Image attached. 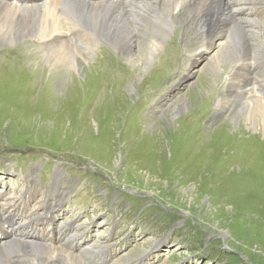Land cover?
I'll list each match as a JSON object with an SVG mask.
<instances>
[{"label": "rangeland", "instance_id": "obj_1", "mask_svg": "<svg viewBox=\"0 0 264 264\" xmlns=\"http://www.w3.org/2000/svg\"><path fill=\"white\" fill-rule=\"evenodd\" d=\"M179 7L142 66L139 53L100 42L76 71L54 72L46 38H31L41 33L0 38V212L38 226L15 236L46 245L74 232L72 251L90 264H264V132L244 119L264 85L226 99L231 57L208 67L218 48L202 53L204 26L187 0ZM150 25L135 31L142 53ZM89 247L99 251L88 258ZM9 256L62 264L22 249L0 259Z\"/></svg>", "mask_w": 264, "mask_h": 264}, {"label": "bare ground", "instance_id": "obj_2", "mask_svg": "<svg viewBox=\"0 0 264 264\" xmlns=\"http://www.w3.org/2000/svg\"><path fill=\"white\" fill-rule=\"evenodd\" d=\"M183 1L0 0V38H4L7 43L13 44L28 34L41 33V35L35 34L31 38L39 37L43 46L45 45L43 38H46L45 52L50 61L48 67H55L54 72H58V69L65 63L66 66L70 65L76 71V67H80L78 59L80 58L86 62V57L95 54L94 48L100 42L109 45L118 52L126 51L123 52L125 55L128 53L129 56L135 57L139 53L138 59L141 61L142 66L153 59L152 55L160 50L163 39L166 38V32L171 29L172 24L178 22L174 18V14L183 12V8L179 7V4H182ZM187 2L192 6L190 11L199 17L198 23L202 22L204 27H201V29L206 31L204 36L207 37L208 45L202 53L208 52L213 46L218 48L208 67H215L216 63L227 56L232 59V68L228 75L232 77L233 81L230 80L229 86L231 89H228L230 92L225 98L230 100L232 90H238L239 94L242 92L241 89L245 92L249 89L251 83L264 85V23L257 27L258 22L254 23V20L250 17L257 9H261L259 4H264V0H187ZM148 8L151 10L154 22L147 24L148 26L151 24L150 30L148 28L149 31H146L147 33L139 34L146 41L145 52L142 53L137 50V44L141 42H136L135 31L143 30V27L147 28L142 17L146 15L145 10ZM106 40L109 42H106ZM71 45L75 46L72 51ZM70 52L71 58L69 61L67 58ZM261 52L262 55L259 57L258 55ZM35 61L36 64H40L38 56ZM104 62L103 60V67L105 66ZM120 65L122 66V64L118 66L120 67ZM3 68L1 67L0 70ZM65 68H63L64 72ZM258 72L261 73L260 78L256 77ZM72 74L75 76L74 73ZM105 74L104 71L103 77ZM245 85H247V88L244 89ZM234 86L240 89L234 88ZM255 92L257 95L251 97V104L244 107L248 111L244 119L246 123L254 125V128L258 129L257 132L261 134L264 132V89L260 88ZM127 93L128 95L134 93V89H128ZM242 97H233V101L241 100ZM245 100L247 99L245 98ZM63 199L60 198V201H63ZM8 203H11L10 205L14 204L12 201H8ZM4 207L2 208L4 209ZM0 222V235L6 236L3 240L0 236V257L4 255L7 257L9 254L12 255V253L18 251V249H22L32 251L35 254L40 252L43 256H49L50 260H60L62 264H90L74 254L72 249L70 251L60 243H45L46 245H43L15 236L17 235L14 232L15 228L18 229L17 232L22 233L38 231L37 224L35 225L32 220L22 223L18 219L12 218L10 215H3L0 212ZM5 223L8 225H4ZM43 236L45 235L43 234ZM67 236L70 237L66 230H63L60 240H64ZM74 238L75 234L74 236L71 234V238L67 241L71 243V247ZM98 251L93 247H89L85 249L84 255L89 258ZM20 260L23 261L24 259L10 258L5 263L0 259V264H19ZM25 264H34V262L29 260V263L26 262Z\"/></svg>", "mask_w": 264, "mask_h": 264}]
</instances>
